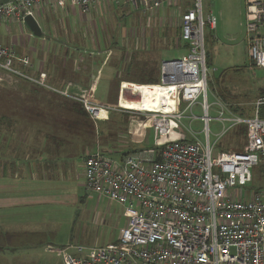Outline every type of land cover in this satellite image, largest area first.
<instances>
[{"label":"built area","instance_id":"obj_1","mask_svg":"<svg viewBox=\"0 0 264 264\" xmlns=\"http://www.w3.org/2000/svg\"><path fill=\"white\" fill-rule=\"evenodd\" d=\"M104 1L151 10L168 0H0V19L34 18L36 8L48 4L70 3L86 14ZM244 3L247 53L252 65L264 69V0ZM188 5L180 16V39L187 51L161 63L156 85L168 94L162 105L150 110L97 103L88 88L53 86L32 73L28 56L0 44V82L1 75H9L73 101L95 122L126 112L127 133L135 143L143 142L147 127L156 135L157 152L129 153L120 162L99 153L84 159L85 188L124 206L126 224L114 242L86 252L77 247L75 254L63 250V264H264V118L258 115L264 94L255 100L251 116L221 100L207 103L204 29L215 28V21L211 16L204 21L201 0H189ZM196 104L199 118L192 113ZM213 106L214 118L209 117ZM183 119H188L183 128L190 139L178 131ZM198 119L203 139L191 130ZM212 121L220 125L216 133L209 129ZM236 127L244 128L242 133L234 131L244 137L242 148L214 153L219 140ZM254 170L261 177L253 175Z\"/></svg>","mask_w":264,"mask_h":264},{"label":"rangeland","instance_id":"obj_2","mask_svg":"<svg viewBox=\"0 0 264 264\" xmlns=\"http://www.w3.org/2000/svg\"><path fill=\"white\" fill-rule=\"evenodd\" d=\"M244 1L201 0L204 21L206 22V16H211L216 24L215 29H208L207 25L204 29L203 42L208 70L206 92L208 104L212 105L221 100L233 110L237 108L236 112L251 116L255 100L264 92V69L252 65L247 53L248 47L242 28ZM164 4L158 9L149 10L123 5L117 7L109 1H104L86 14H81L70 3L63 7L50 6L51 14L43 20L37 19V13H34L43 33L41 37L33 36L22 22L19 24L14 19H0V43L11 45L10 42L15 40L19 46L24 45L27 50H35L29 52L32 59L38 57L39 61H53L56 66L66 63V66L77 64L79 68L89 63L98 64L91 72L93 76L100 75L99 84L94 96L92 95L94 100L91 99L100 103L108 101L107 94L102 89L103 82L116 73L111 82L112 98L108 104L118 107L124 83L146 86L147 84L128 81H136V78L146 76L157 79V69L163 61L179 59L187 51L179 36L180 16L188 8L189 0H168ZM98 70L100 74H97ZM201 100L202 98H199L198 102ZM184 104H181L180 110L184 109ZM23 106L55 108L58 120L53 115H46L47 118L53 117V120H47V135L52 134L51 126L57 121L68 122L74 125V128H69L64 124L68 132H73L74 129L80 133L84 128L86 134H94V141L98 138L100 144H105L107 140L110 143L109 149L115 152L110 155L111 159L120 157L123 150H116L128 139V121L121 112L111 113L104 122L93 123L70 110L69 101L39 92L15 79L1 75L0 123L5 124L7 110L12 113ZM215 110L213 106L209 117L216 116ZM192 113L198 118L202 116L199 105L193 107ZM186 115H189V112H186ZM187 124L188 119H183L178 131H182V135L190 139V135L183 128ZM201 128L199 119L192 123L191 130L203 139ZM219 128L220 125L216 121L210 122L209 129L212 133L218 132ZM238 129L236 127L223 136L215 146L214 153L229 148L241 149L244 137L240 138L234 134ZM153 131L151 127L143 131V148H156V135ZM91 147L94 149L96 142H93ZM91 147L86 150L78 144L73 150L71 148L68 156L52 160L47 159L45 152L43 153L46 168H55L53 172L59 171L64 175L62 181L54 182L56 186L62 183L68 186L69 201L64 199V195L62 205L47 206V210L54 209L55 212H47L44 233L39 236L26 235L25 244H14L15 248L11 246L14 250L7 252L5 258L0 254V264H61L62 257L58 249L69 246L90 249L117 240L118 232L126 221L124 206L101 197L84 186L83 153L90 151ZM61 161L66 164L63 171L59 169ZM253 175L261 177L259 170H254ZM37 240L40 242L35 246L29 245V242Z\"/></svg>","mask_w":264,"mask_h":264},{"label":"crops","instance_id":"obj_3","mask_svg":"<svg viewBox=\"0 0 264 264\" xmlns=\"http://www.w3.org/2000/svg\"><path fill=\"white\" fill-rule=\"evenodd\" d=\"M50 9V4L42 5L39 9L37 8V11L35 10V12L37 13L36 18L43 20L47 17V15L51 14L49 13ZM37 19L35 20L36 22H38ZM16 22L19 24H21L22 22L24 24V21ZM37 24L39 26V23ZM244 26L245 15L244 23L242 26V28L244 29L245 36ZM245 42L247 45L246 40ZM10 44L11 45L5 46H11L18 56H28L30 58L32 65L30 69L32 70L33 74L45 77L48 83L56 87L72 86L71 88L74 91L79 88H88L90 89V97L94 100L93 96L99 84L100 75L93 76L91 72L93 71V68H95L98 64L89 63L82 66L80 65L81 67L79 68L77 64H74V66H66V63L56 66L53 61L51 63L49 61H39L38 57H36V59H32L29 55V52H35L34 49L27 50L24 45L19 46L17 41L15 40L11 41ZM184 46L186 47L185 44ZM157 72V79L155 77L146 76L142 78H136V81L132 80L128 82H145L152 80L159 82V69H157ZM97 74H100L99 70L97 71ZM4 76L11 79H15L18 82L25 84L23 81L21 82V80L15 77L9 75ZM115 76L116 73L115 75L107 77L103 82L102 89L104 92H106V98H108V101L110 100V98H112L111 82L113 81ZM29 86L39 92H43L45 94L57 98L56 96H54V94L50 92L35 88L32 85ZM108 101L106 103L101 104H107L108 106L110 105L108 104ZM95 102L100 103L97 100ZM159 105L160 104L157 99H152L149 105L146 106L145 110H150L159 107ZM70 110H72L77 115H80L83 119H88L86 118L87 116L85 113L77 112L73 108H71ZM14 111L15 112L11 113L7 110L5 124L3 122L0 123V254L4 255L3 258L6 257L5 254L7 252H9L10 250H14L11 247L14 244H25L26 240H24V238H26V235L39 236L40 234L42 235L44 233V227L47 222V214L49 212H55L54 209L47 210V206L62 205L64 195V199L69 201V192L67 189L68 186L64 185L63 183L56 186V183L54 182L55 180L62 181L65 178L64 175L62 173H59V171L53 172L56 170L55 168H46L47 165L45 164L43 157L44 152L46 154L47 159L52 160V158H62V156H68V153L71 151V148L73 150L75 145L79 144L81 147L84 146L86 150H89L93 142H96V147L94 149L91 147L90 151H85L83 153L82 163L84 162V159L91 154L99 153L109 158L110 155H113L115 153L109 149L110 143L107 140L105 141V144H100L98 142V138L97 140L95 138L94 141V134H86L84 132V128L81 130L80 133L78 131L76 132L74 129L73 132H68L69 130H66L64 128V124L69 128H74V125L68 122L64 123L63 121H57L55 125L51 126L52 134L47 135V120H53V117L58 120V112L57 110H55V108H52L51 106H23L20 107L18 110L15 109ZM121 114L126 117L129 129V114H127L126 112H121ZM46 115H53V117L47 118ZM60 119L62 120V118ZM104 121L105 120L97 122ZM94 122L95 121H93V123ZM2 123L5 126L4 129ZM92 129L88 130L93 131ZM182 137L185 139H189L188 137L183 135ZM141 144H143V142L135 143L128 136L127 141L122 145L119 144L121 146H119V149L116 150H123L121 152L120 157H118L117 159L112 157V159H110L116 162H120L122 160V156H125V154L128 152L133 153L132 151L136 150L135 152H137L140 149L146 150L141 146ZM155 151L157 152V150ZM64 167H66V164L61 161L59 169L63 171ZM124 218L126 219L125 216ZM39 242L40 240L34 241L33 243L29 242V245H32L33 247L36 245V243ZM13 247L15 248L16 246ZM77 247L82 246H69L62 249H58V253L61 255V257L63 250L75 254V248ZM90 249L83 248V252H86ZM61 264L63 263L61 262Z\"/></svg>","mask_w":264,"mask_h":264},{"label":"trees","instance_id":"obj_4","mask_svg":"<svg viewBox=\"0 0 264 264\" xmlns=\"http://www.w3.org/2000/svg\"><path fill=\"white\" fill-rule=\"evenodd\" d=\"M179 40L180 36H179ZM22 82V80H21ZM26 85H31L25 81H23ZM140 84H152V85H147V86H140V85H131V84H126L124 83L122 85V91L120 94V99L118 104L122 108H131V109H139V110H145L146 106L152 99H157L159 104L162 105L161 102H163V98L166 99L167 97V89H162L158 85L159 82L152 80V81H145V82H138ZM33 86V85H32ZM35 87V86H33ZM37 88V87H35ZM40 89V88H39ZM43 90V89H42ZM262 95L264 92L261 93ZM56 96V95H54ZM57 98H60L56 96ZM63 99V98H60ZM67 100V99H64ZM71 103V108L76 110L77 112L85 113L84 110L81 108V106L73 101L67 100ZM159 105V106H160ZM234 111H237V108H235ZM86 114V113H85ZM258 115L262 118H264V106L261 107L258 111ZM86 118L90 119L88 115L86 114ZM91 120V119H90ZM238 131L241 133L244 132V128H239ZM155 149V148H154ZM140 149L139 151H141ZM144 150V149H143ZM147 150V148H146ZM136 150L132 151L135 152ZM130 152L126 153L125 155L129 154Z\"/></svg>","mask_w":264,"mask_h":264},{"label":"water","instance_id":"obj_5","mask_svg":"<svg viewBox=\"0 0 264 264\" xmlns=\"http://www.w3.org/2000/svg\"><path fill=\"white\" fill-rule=\"evenodd\" d=\"M23 21L33 36H35V37H41L42 36L41 30H40L37 22L35 21V19L32 16H30V15L25 16Z\"/></svg>","mask_w":264,"mask_h":264}]
</instances>
